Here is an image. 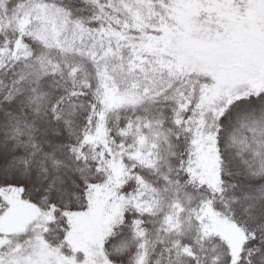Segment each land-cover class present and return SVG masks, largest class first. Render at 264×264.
<instances>
[{"label":"snow or ice","instance_id":"obj_1","mask_svg":"<svg viewBox=\"0 0 264 264\" xmlns=\"http://www.w3.org/2000/svg\"><path fill=\"white\" fill-rule=\"evenodd\" d=\"M0 264H264V0H0Z\"/></svg>","mask_w":264,"mask_h":264}]
</instances>
